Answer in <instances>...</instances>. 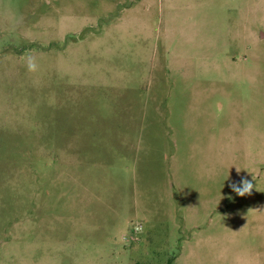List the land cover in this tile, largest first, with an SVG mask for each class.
Segmentation results:
<instances>
[{
	"label": "rangeland",
	"instance_id": "374dc122",
	"mask_svg": "<svg viewBox=\"0 0 264 264\" xmlns=\"http://www.w3.org/2000/svg\"><path fill=\"white\" fill-rule=\"evenodd\" d=\"M0 264H264V0H0Z\"/></svg>",
	"mask_w": 264,
	"mask_h": 264
},
{
	"label": "clouds",
	"instance_id": "9594fccd",
	"mask_svg": "<svg viewBox=\"0 0 264 264\" xmlns=\"http://www.w3.org/2000/svg\"><path fill=\"white\" fill-rule=\"evenodd\" d=\"M28 68L31 71H35L36 70V64L33 61L32 58H29L28 60ZM229 187L231 188V190L233 192H235L238 196H244L246 194H251V190L254 187L253 184L251 183V181L241 178V180L239 182H233L229 185Z\"/></svg>",
	"mask_w": 264,
	"mask_h": 264
}]
</instances>
